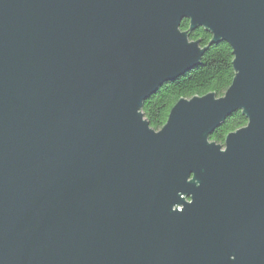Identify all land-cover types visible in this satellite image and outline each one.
I'll use <instances>...</instances> for the list:
<instances>
[{
	"label": "water",
	"instance_id": "obj_1",
	"mask_svg": "<svg viewBox=\"0 0 264 264\" xmlns=\"http://www.w3.org/2000/svg\"><path fill=\"white\" fill-rule=\"evenodd\" d=\"M219 41L223 95L153 129ZM0 264H264V0H0Z\"/></svg>",
	"mask_w": 264,
	"mask_h": 264
},
{
	"label": "trees",
	"instance_id": "obj_2",
	"mask_svg": "<svg viewBox=\"0 0 264 264\" xmlns=\"http://www.w3.org/2000/svg\"><path fill=\"white\" fill-rule=\"evenodd\" d=\"M187 20L180 22V29L186 30ZM189 40H200V46L208 43L211 35L199 27L188 32ZM230 46L223 41L209 45L202 54L199 64L172 82H165L147 97L142 104V113L149 125L158 130L165 123L171 107L180 98H190L214 92L221 96L229 86L233 75ZM246 124L240 111L233 112L209 135L211 141L223 143L225 136Z\"/></svg>",
	"mask_w": 264,
	"mask_h": 264
}]
</instances>
